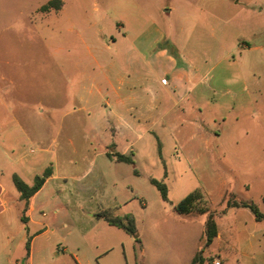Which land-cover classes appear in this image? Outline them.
Masks as SVG:
<instances>
[{
    "label": "rangeland",
    "instance_id": "rangeland-1",
    "mask_svg": "<svg viewBox=\"0 0 264 264\" xmlns=\"http://www.w3.org/2000/svg\"><path fill=\"white\" fill-rule=\"evenodd\" d=\"M48 1L0 0V181L6 188L3 196L8 198L16 192L13 173L31 186L35 175L43 177L48 165L53 168L58 179L44 185L37 204H42L49 226L59 235L65 236L69 229L77 233V254L84 257V264H189L191 251H214L218 244L205 246L201 235L206 214L190 212L181 216L173 204L200 189L205 193L198 200L199 205L209 199L207 204L219 210L232 195L264 208L260 198L264 190V12H258L264 7V0H81L78 7L85 14L79 20H57L53 15L42 20L43 25L49 26L47 39L53 47L58 43L77 45L82 63L90 59L85 53V47H90L97 61L104 64L110 52L107 45L113 47L109 33L116 32L114 21L127 23L123 30L127 36L118 40L121 45H128L134 34L155 19L159 4L168 11L158 18L166 26L163 44L177 46L213 84L219 79L207 91L208 98L200 110H178L172 115L181 125L172 124L173 129L157 131V136L141 134L133 149L123 153L131 157L133 164L116 160L115 156L121 153L126 134L130 140L136 134L114 135L95 126L89 116L93 110L86 108L92 101L75 99L76 85H71L61 69L59 72L57 58L64 55L60 52L56 57L55 52L44 51L45 41L29 29L23 31L22 23L32 20L24 17ZM247 5L257 11L239 13V8ZM100 27L103 29L97 31ZM73 31H78L79 36ZM257 31L262 33L254 34ZM239 40L257 46L242 51L237 48ZM77 77L75 71L74 81ZM231 78L244 80L247 90L238 82L226 81ZM225 87L239 95L236 102L232 101V94L224 92ZM210 97L224 103L221 118L209 105L213 104ZM97 108L96 112H103L100 105ZM210 127L212 137L209 142L206 137L205 144L199 135ZM215 158L218 161H212ZM150 178L165 183L167 200L161 198ZM238 178L248 180L252 189H238ZM56 190H63V200L59 196L52 199ZM22 206L9 205L0 211V264H25L28 248L20 220ZM55 207L67 210L55 214ZM100 210L114 217L130 216L140 241L128 235L124 248L117 240L106 244L102 222L95 226V219L90 217L91 212ZM183 219L201 223L178 221ZM67 239L78 240L74 235ZM45 245L47 260L52 264H58L52 256L54 251H74L69 247L61 251L58 240L50 239ZM106 245L111 251L99 252L98 248ZM219 252L232 253L222 249ZM109 255L114 258L111 263ZM212 260L209 255V263Z\"/></svg>",
    "mask_w": 264,
    "mask_h": 264
},
{
    "label": "crops",
    "instance_id": "crops-1",
    "mask_svg": "<svg viewBox=\"0 0 264 264\" xmlns=\"http://www.w3.org/2000/svg\"><path fill=\"white\" fill-rule=\"evenodd\" d=\"M80 1L81 0H60L56 8L51 7L45 11H41L37 8L30 15L24 17V19L32 18V20L28 19V22L26 24L22 23L21 27L23 31L29 29L30 33L33 32L39 39L45 41L46 44L43 46L44 51L55 52L56 57H58L57 53L60 52L64 55L63 58H57V62L60 63V67L58 68L59 72L61 69L69 78L71 85H76L75 99L84 102L92 101V104L88 105L86 108L93 110V114L89 116L95 126L102 127L104 130L114 135L120 134L123 136L126 133L136 134L137 137L134 139L133 136L132 140H130L126 134L120 154H126L125 152L133 149V143L138 137H141L143 133H152L157 136V131L161 132L164 131V128L168 129L169 127L173 129L172 124H174V126L179 125V120L172 117L176 111L183 110L184 112H188L190 110L194 111L195 109L200 110L199 107L204 105L206 98H208V95H206L207 91L213 89V86L218 84L219 79L213 84L207 76H203L199 73L195 64L188 60L186 56L182 55L180 50L176 48L177 46L173 48L171 44H163L164 40L167 38L165 31L166 26L165 23L158 18L168 11L165 9L163 10V6L159 4L155 8V19L147 28L142 27L139 32L134 34V36H132L133 40L128 45H121L118 40L119 37L124 38L127 36V32L123 31L126 29L127 23L115 20L113 25L111 24L116 32L109 33L113 47L112 45H107L106 48L110 52H108L104 64L100 63V60L97 61V57L90 47H85V53L88 54L90 59L83 63L80 60L81 52L77 45H64L58 43L53 47L52 43H50V39H47L49 38V26L43 25L42 20H47L49 15L56 16L57 20H59V18L60 20L66 19V21H68V19L79 20L80 16H84L85 14L84 10L78 7ZM238 11L239 13H255L257 10L247 5V7L239 8ZM258 12H264V7H260ZM83 27L90 30V27L86 25ZM102 29L103 27H100L97 31H101ZM70 30L73 29L68 28V31ZM73 32L76 34L79 33L78 31ZM38 33H40V35ZM261 33V31H257L254 34ZM96 34L98 33L96 32ZM144 37H146V40ZM242 40H239L237 46V48L242 51L250 50L257 46L249 41ZM112 48L113 51L111 52ZM259 48H262V46L259 45ZM177 51L179 52L178 55L176 54ZM73 59H75L74 62ZM75 71L78 74L76 81H74ZM226 81L233 84L238 82L239 85H243L244 90H247L246 85H244L245 82L241 78H231ZM66 85L69 86L68 83H66ZM225 90V93L229 92V94H232V101L236 102L239 95L229 88ZM0 101H3V99ZM210 101H212L210 103L213 104L209 105L214 107L216 115L221 118L224 103L219 99L212 100V97H210ZM98 105L103 108V112H96V110H98ZM174 129H177V127H174ZM211 130V127L209 130L204 129L203 135H199V139L202 141L207 137L206 140L209 142V138L212 137V135H210ZM173 132H175V130ZM196 134L197 133H195L194 136L195 138H197ZM218 135L217 132L216 136ZM206 140L204 141L205 144ZM212 161L216 162L218 159L215 158ZM48 166L47 168H49ZM49 169V175L27 201L20 197V192L16 187V192H11L10 197L5 198L3 195L6 192V188L0 181V211L4 210L9 205L13 207L19 203L23 205L22 208L19 209L20 220L24 224L25 235L27 236V242L29 244L25 264H52V262H48L45 254V244L50 239L58 240L59 244L62 245L60 249L63 252L67 251L68 247L74 249V251L69 254H59L57 251H54L52 256L58 261V264H84V257L77 254V252L80 251V247L77 246V242L80 241V238L79 236H75L77 233L69 229L66 231L65 236L59 235L54 228L49 226L46 218L47 214L41 209L42 204L40 202L39 205L37 204V198L44 185L49 180L58 179L53 168ZM62 179L66 180V178ZM238 181V189L240 188L245 192H249L252 189L248 180L238 178ZM262 183L264 184V181H262ZM56 191L57 194L52 195V199L59 196L61 200H63L65 198L64 193H62L63 190ZM263 195L264 190L260 193V198H262ZM72 196L73 194H71V197ZM208 201L209 199H207V202ZM209 207L212 210L218 211L211 206ZM245 209L247 208L231 207L227 209L225 214L214 216L217 233L208 246L213 243H217L218 245L213 249L214 251L202 253L204 256L202 264H210L208 261L209 255L213 258L218 257L221 264H264V220H256L251 211L249 210L250 212H247ZM61 210H67V208L55 207L53 212L56 214ZM100 212L110 215L106 210H100L94 213L91 212L90 217L95 219V226L99 224V222H102V236L106 239V244L109 243L110 245L112 244V240H117L122 248H124L125 241L129 234L122 228L109 224L103 216H97ZM179 215L183 216V213H179ZM205 219H203V223ZM178 221L186 224L201 223L200 220L196 219H183ZM151 225L154 229V223H151ZM66 226L67 225L64 224V227ZM73 235L74 239L78 240L68 241L69 238L67 239V237H72ZM109 245L99 247L98 249L101 248L99 252L108 254L111 251V247H108ZM221 249L231 251L232 253H224L222 255L219 252ZM194 254L195 252L191 251V259ZM108 259L111 263V260L114 258L109 255Z\"/></svg>",
    "mask_w": 264,
    "mask_h": 264
},
{
    "label": "trees",
    "instance_id": "trees-1",
    "mask_svg": "<svg viewBox=\"0 0 264 264\" xmlns=\"http://www.w3.org/2000/svg\"><path fill=\"white\" fill-rule=\"evenodd\" d=\"M60 0H49L46 4H43L40 8L41 11H45L50 9L51 7L56 8L59 5ZM116 160L126 161L133 164V160L130 156L124 154H117L115 156ZM50 169L46 168L45 174L43 177L35 176L34 184L29 186L27 185L17 174H12V181L16 189L20 192V197L27 201L30 196L41 186L44 179L49 175ZM150 183L153 184L160 192V196L163 200H167V186L164 182L159 181L155 178L149 179ZM202 192L200 189L193 190L186 194L182 199H180L177 203L173 205V209L179 213H205L206 219L203 223L202 237L204 238V245L208 246L217 233V226L214 219L215 215L225 214L227 209L231 207H244L251 211L256 220H264V208L263 210L259 209L256 203L253 201H247L242 199H236L234 196L229 195L226 198L224 207L218 211L212 210L207 204V200L205 203L198 204V200L202 198ZM264 207V195L261 198ZM97 216H103L105 220L112 225L118 226L122 228L125 232L131 235L135 241L139 242L137 229L134 225V221L130 216L124 217H114L110 216L107 213L100 212ZM28 248V242L26 243ZM203 249H199L192 257L189 264H202L203 263Z\"/></svg>",
    "mask_w": 264,
    "mask_h": 264
},
{
    "label": "built area",
    "instance_id": "built-area-1",
    "mask_svg": "<svg viewBox=\"0 0 264 264\" xmlns=\"http://www.w3.org/2000/svg\"><path fill=\"white\" fill-rule=\"evenodd\" d=\"M210 264H221L218 257L213 258V260L210 262Z\"/></svg>",
    "mask_w": 264,
    "mask_h": 264
}]
</instances>
